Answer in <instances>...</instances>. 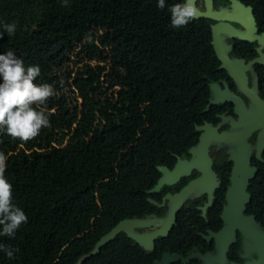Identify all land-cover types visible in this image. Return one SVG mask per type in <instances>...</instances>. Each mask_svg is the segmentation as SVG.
Masks as SVG:
<instances>
[{"label": "trees", "instance_id": "16d2710c", "mask_svg": "<svg viewBox=\"0 0 264 264\" xmlns=\"http://www.w3.org/2000/svg\"><path fill=\"white\" fill-rule=\"evenodd\" d=\"M237 1L264 31V0ZM175 2L159 9L157 0H0V21L16 22L11 37L0 36V52L38 63L34 83L55 92L43 106L49 126L37 136L0 134L4 174L28 216L13 238L0 236L18 249L14 258L0 251V264H76L120 220L165 212L150 190L159 166L197 143L211 82L222 77L214 20L195 17L173 29L166 9ZM72 54L103 63L74 70ZM250 204H264V195ZM186 205L152 249L120 230L80 264H157L166 252L203 251Z\"/></svg>", "mask_w": 264, "mask_h": 264}, {"label": "flooded vegetation", "instance_id": "af4514ba", "mask_svg": "<svg viewBox=\"0 0 264 264\" xmlns=\"http://www.w3.org/2000/svg\"><path fill=\"white\" fill-rule=\"evenodd\" d=\"M212 9L216 12L240 11L231 1L213 2ZM213 20L212 25L216 22V19ZM225 21L237 33L247 34V37L219 32L221 46L230 60L228 66H224L220 60L222 77L211 82L206 113L202 122L196 125L198 141L184 154L176 155L173 163L159 166V178L165 177L170 183L164 182L158 190H150L156 192L157 200L153 202L164 208L165 212L145 216H165L171 207V197L199 178L206 168V179L191 190L179 207L187 203L188 212L193 214L190 225L205 240L204 250L196 248L187 257L182 252H166L157 264H163L168 255L177 258L167 260L164 264L178 260L186 264L192 258H197L199 264H257L261 259V251L264 252V204H250L252 197L255 199L257 195H264V31H258L255 22V29L246 33L247 28L240 22L232 19ZM197 126L206 128L199 130ZM203 130L208 134L210 168L201 157L196 156ZM219 134L224 139H218ZM162 168H166L169 175ZM174 170L178 172L177 178L173 174ZM242 227L250 230L244 233ZM156 228L144 226L134 227V230L136 233H150ZM224 228L226 232L219 236L220 242L225 243L221 251V244L214 233Z\"/></svg>", "mask_w": 264, "mask_h": 264}, {"label": "clouds", "instance_id": "9594fccd", "mask_svg": "<svg viewBox=\"0 0 264 264\" xmlns=\"http://www.w3.org/2000/svg\"><path fill=\"white\" fill-rule=\"evenodd\" d=\"M64 5L68 0H61ZM166 0H157V7L165 9ZM170 27L179 29L198 14L196 0H177L167 6ZM0 36L11 37L16 31V22L0 21ZM41 72L38 63L26 64L11 49L0 52V134L27 141L37 136L42 127L49 126V114L44 107L48 97L55 94L52 84L34 83ZM7 155L0 152V236L13 238L16 230L27 223L28 216L13 197L12 184L4 174ZM0 251L14 258L17 248L0 242Z\"/></svg>", "mask_w": 264, "mask_h": 264}, {"label": "water", "instance_id": "95a60500", "mask_svg": "<svg viewBox=\"0 0 264 264\" xmlns=\"http://www.w3.org/2000/svg\"><path fill=\"white\" fill-rule=\"evenodd\" d=\"M233 4L234 7L240 8L239 12H228V11H213L212 5H213V0H205L206 3V9L203 11H198V14L196 17H210L213 19H216V22L211 26V33H212V42L215 48V51L217 53L218 58L221 60L222 64L225 66H228V61L230 60L226 51L222 48L221 42L219 39V32H224L228 35L231 36H236L240 38H246L247 34L241 35L234 30L229 23L225 21V19H232L240 22L247 28V32L249 33L251 30L255 29L254 21L252 18L251 14V8L250 7H245L241 3H239L237 0H230ZM238 104V103H237ZM236 104V106H237ZM199 130L205 129L206 126H197ZM218 139H224L222 138V134L217 135ZM230 138H227L229 140ZM208 142V134H206V131H202L199 137V142L197 145V151H196V156L201 157L205 164H207L208 168H210V158L209 154L207 151V143ZM195 161V160H194ZM164 171L165 174L169 175L168 170L161 169ZM175 177L177 178L178 172L174 170ZM207 176V171L206 168H204L202 174L200 175L199 178L196 180H193L189 182L186 186H184L179 192L174 194L171 197V207L169 212L163 216V217H144V218H126L120 220L116 225H114L107 233L102 235L99 240L96 242L94 248L89 252V254L82 256L76 264H80L87 256L96 253L99 251V248L101 245H103L105 242L110 240L116 233H118L120 230L125 231L127 234L132 236L137 242H139L144 248L146 249H152L154 245V240L159 236V235H165L173 225L176 219V213L179 209V207L182 205L184 202V199L186 196L193 190V188L202 183ZM170 183L165 177H161L158 179V182L156 185L151 188L152 190H158L160 186L164 183ZM212 192L209 194V198L211 199ZM246 195L244 199L246 200ZM242 207V206H241ZM205 208V206H204ZM144 226H157V228L150 233H136L134 230V227H144ZM250 229L246 227H242V231L244 233H248ZM226 230L225 228L222 229L221 231L214 233L216 236V240L219 244H221V251L223 247L225 246V243L220 242L219 236L221 233H225ZM255 234V232H254ZM250 236V234H248ZM258 235V233H256ZM258 244V243H257ZM259 245V244H258ZM264 252L261 251V259L258 260L257 264H262L264 261ZM200 256H202L200 254ZM167 258L164 259L163 264L167 260H174L177 257L176 256H166ZM263 258V260H262ZM246 264H254V263H247Z\"/></svg>", "mask_w": 264, "mask_h": 264}, {"label": "rangeland", "instance_id": "374dc122", "mask_svg": "<svg viewBox=\"0 0 264 264\" xmlns=\"http://www.w3.org/2000/svg\"><path fill=\"white\" fill-rule=\"evenodd\" d=\"M196 4H197L198 9L203 11V9H204V0H197ZM223 36H225V35H223ZM103 50H104V53H103L104 55L108 54V48H104ZM72 55H73L71 57L72 59L69 62V68H73L74 70L84 66V64H86V63H88L90 65H95L97 63H103V61H101L102 57L87 58L84 55H81L80 57H77L75 54H72ZM65 90H67V89L65 88ZM65 141H66V138L63 140V142H65Z\"/></svg>", "mask_w": 264, "mask_h": 264}]
</instances>
